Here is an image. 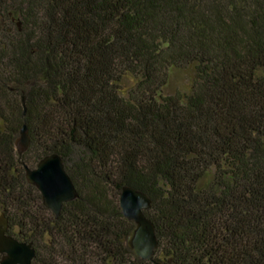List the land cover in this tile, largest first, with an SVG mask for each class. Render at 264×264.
Listing matches in <instances>:
<instances>
[{"label":"trees","instance_id":"obj_1","mask_svg":"<svg viewBox=\"0 0 264 264\" xmlns=\"http://www.w3.org/2000/svg\"><path fill=\"white\" fill-rule=\"evenodd\" d=\"M173 70L190 86L165 94ZM53 153L78 193L57 218L23 169ZM125 186L155 262L264 264V0H0L8 235L31 264H154L126 246Z\"/></svg>","mask_w":264,"mask_h":264},{"label":"water","instance_id":"obj_2","mask_svg":"<svg viewBox=\"0 0 264 264\" xmlns=\"http://www.w3.org/2000/svg\"><path fill=\"white\" fill-rule=\"evenodd\" d=\"M21 103L24 115L25 96H22ZM29 145L28 130L23 125L15 140L19 157L28 150ZM23 169L26 183L38 191L43 207L55 218L59 216L63 204L77 199L78 193L57 154L45 155L34 168L24 166ZM119 206L122 216L133 223L126 238V246L131 254L136 259L161 264L154 260L158 245L155 227L144 214L151 207L150 198L141 191L125 186L121 189ZM8 227L7 218L0 214V264H31L35 257L34 248L30 243L20 242L9 236Z\"/></svg>","mask_w":264,"mask_h":264},{"label":"rangeland","instance_id":"obj_3","mask_svg":"<svg viewBox=\"0 0 264 264\" xmlns=\"http://www.w3.org/2000/svg\"><path fill=\"white\" fill-rule=\"evenodd\" d=\"M189 72L173 70L169 75L168 87L164 90L165 94H174L176 91L186 90L190 86Z\"/></svg>","mask_w":264,"mask_h":264}]
</instances>
